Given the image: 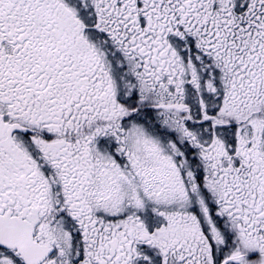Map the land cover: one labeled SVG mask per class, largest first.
Segmentation results:
<instances>
[{"label":"snow or ice","instance_id":"snow-or-ice-1","mask_svg":"<svg viewBox=\"0 0 264 264\" xmlns=\"http://www.w3.org/2000/svg\"><path fill=\"white\" fill-rule=\"evenodd\" d=\"M0 264H264V0H0Z\"/></svg>","mask_w":264,"mask_h":264}]
</instances>
